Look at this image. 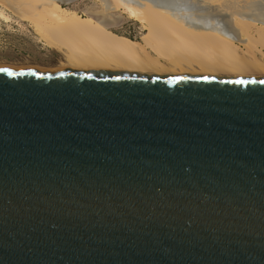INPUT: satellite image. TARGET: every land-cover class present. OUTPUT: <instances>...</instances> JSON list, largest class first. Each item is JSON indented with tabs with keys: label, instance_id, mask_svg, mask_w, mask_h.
I'll return each instance as SVG.
<instances>
[{
	"label": "water",
	"instance_id": "water-1",
	"mask_svg": "<svg viewBox=\"0 0 264 264\" xmlns=\"http://www.w3.org/2000/svg\"><path fill=\"white\" fill-rule=\"evenodd\" d=\"M0 69V264H264V78Z\"/></svg>",
	"mask_w": 264,
	"mask_h": 264
},
{
	"label": "bare ground",
	"instance_id": "bare-ground-1",
	"mask_svg": "<svg viewBox=\"0 0 264 264\" xmlns=\"http://www.w3.org/2000/svg\"><path fill=\"white\" fill-rule=\"evenodd\" d=\"M1 1L36 24L43 33L37 43L61 53L65 63L0 68L264 78V0H104L95 19L62 0ZM120 7L145 28L140 39L112 28ZM0 18L12 20L2 8Z\"/></svg>",
	"mask_w": 264,
	"mask_h": 264
},
{
	"label": "rangeland",
	"instance_id": "rangeland-1",
	"mask_svg": "<svg viewBox=\"0 0 264 264\" xmlns=\"http://www.w3.org/2000/svg\"><path fill=\"white\" fill-rule=\"evenodd\" d=\"M103 2L104 0H71L66 3L62 2V5L74 9L83 16H90L95 19L104 8ZM0 8L12 17L10 22L0 18V48L2 49L0 64L35 65L48 68L58 67L65 63V58L61 53L56 50L52 52L46 45L37 43L38 38L43 36V33L36 30L34 26L36 24L19 16L9 4H5L3 1L0 2ZM124 11V8L120 7L115 12L116 15L122 17L112 28L134 39H140L145 28Z\"/></svg>",
	"mask_w": 264,
	"mask_h": 264
},
{
	"label": "snow or ice",
	"instance_id": "snow-or-ice-1",
	"mask_svg": "<svg viewBox=\"0 0 264 264\" xmlns=\"http://www.w3.org/2000/svg\"><path fill=\"white\" fill-rule=\"evenodd\" d=\"M0 71H6L5 69H0ZM240 83H243L244 81H239Z\"/></svg>",
	"mask_w": 264,
	"mask_h": 264
}]
</instances>
